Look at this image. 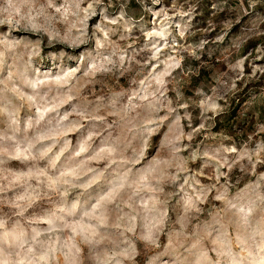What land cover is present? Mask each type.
<instances>
[{"label":"rangeland","instance_id":"rangeland-1","mask_svg":"<svg viewBox=\"0 0 264 264\" xmlns=\"http://www.w3.org/2000/svg\"><path fill=\"white\" fill-rule=\"evenodd\" d=\"M0 264H264V0H0Z\"/></svg>","mask_w":264,"mask_h":264},{"label":"trees","instance_id":"trees-1","mask_svg":"<svg viewBox=\"0 0 264 264\" xmlns=\"http://www.w3.org/2000/svg\"><path fill=\"white\" fill-rule=\"evenodd\" d=\"M230 118H232V115H231V114H229L228 117L225 118L224 121H226V122H224V124H225L226 126H229Z\"/></svg>","mask_w":264,"mask_h":264}]
</instances>
